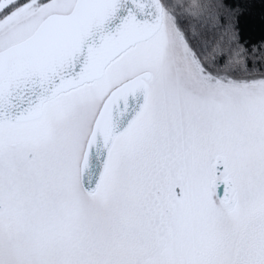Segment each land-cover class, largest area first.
<instances>
[{
  "label": "snow or ice",
  "instance_id": "obj_1",
  "mask_svg": "<svg viewBox=\"0 0 264 264\" xmlns=\"http://www.w3.org/2000/svg\"><path fill=\"white\" fill-rule=\"evenodd\" d=\"M245 8L0 0V264H264Z\"/></svg>",
  "mask_w": 264,
  "mask_h": 264
},
{
  "label": "trees",
  "instance_id": "obj_2",
  "mask_svg": "<svg viewBox=\"0 0 264 264\" xmlns=\"http://www.w3.org/2000/svg\"><path fill=\"white\" fill-rule=\"evenodd\" d=\"M232 2H243V0H232ZM241 30L247 41L258 42L264 38V3L261 0H246V8L241 17Z\"/></svg>",
  "mask_w": 264,
  "mask_h": 264
}]
</instances>
